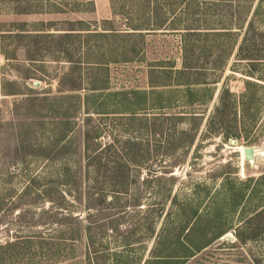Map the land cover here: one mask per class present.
<instances>
[{
  "label": "rangeland",
  "instance_id": "1",
  "mask_svg": "<svg viewBox=\"0 0 264 264\" xmlns=\"http://www.w3.org/2000/svg\"><path fill=\"white\" fill-rule=\"evenodd\" d=\"M260 1L264 12V0H252L250 18ZM206 2L190 26L231 27L212 17L227 10ZM136 4L0 0V264H264V216L249 223L264 208V162L251 165L237 150L253 147L264 157V90L251 87L238 147L209 134L220 92L244 94L249 64H237V47L206 84L160 71L151 78V67L182 70L181 34L144 35L131 62L108 56L106 42L87 34L123 30ZM48 27L60 31L41 32ZM70 29L83 31L68 40L34 38ZM67 56L80 67L61 85L73 67ZM257 68L264 80V60ZM106 78L107 90H92ZM74 82L80 91L66 87ZM143 93L146 103L135 95ZM87 133L90 152L115 139L140 144L128 152L139 165L126 166L124 193L109 187L113 165L100 176L87 166ZM127 159L113 152L103 164Z\"/></svg>",
  "mask_w": 264,
  "mask_h": 264
},
{
  "label": "trees",
  "instance_id": "2",
  "mask_svg": "<svg viewBox=\"0 0 264 264\" xmlns=\"http://www.w3.org/2000/svg\"><path fill=\"white\" fill-rule=\"evenodd\" d=\"M134 1L137 3V9L135 8L127 17L125 16L127 22L124 24L123 30H118L111 26L105 29L104 33L87 34L88 37L98 38L101 41H105L106 44L104 45V49L107 51L108 56L115 54L125 58L122 62H131L132 59H134V57L131 58V55L136 54L134 48H137V41L139 39L143 40L144 35L154 34L167 36L181 34L183 42L182 70L175 71L172 67L169 69L159 67L161 69L156 70L154 67H151V78L157 71H160L161 74L170 75V78L175 75L178 77L196 76L197 82L194 83L200 85L206 84L205 77L208 76L209 73L224 71L235 49L238 47L235 54L237 64H242L243 62L249 64L248 69L244 71L239 70L247 79L244 81L245 92L241 96H236L228 88L222 89L218 98V103L214 107L208 119L207 127L209 134L221 136L225 142L230 140H242L244 137L243 133L245 131V122L248 117L247 115L249 114L251 104L255 99V97L251 95V87L264 90V86L260 84V82H264V80L257 70V65L264 60V51L261 52V49H264V12L262 10L261 1L258 2V5L250 18V3L252 0H211L210 3L215 8L224 7L227 10L224 16L213 15L212 17L219 16L224 18L222 19L223 21L226 20L230 23L231 27L229 28H194L190 26L191 24L197 22L196 17L200 15L199 9L205 3H208L206 0L203 2H198L197 0ZM181 15L185 18L184 20H180L179 23L180 25L181 23H184L185 26H177L179 23H174L172 20H169L170 16L175 19ZM136 21H139V25L135 24ZM202 21V23H206L208 20L203 18ZM54 31L59 32L60 30L48 27L41 32L52 33ZM64 31L65 33L57 34L56 36H50L49 34L42 36L41 34H38L35 35L34 38L35 40H40L42 37L68 40L70 38H77L76 36L78 35L75 33L83 30L70 29ZM86 32L90 33L91 31L88 30ZM19 33V35H21L23 31H20ZM78 38L81 39V37ZM106 45H109L108 48ZM90 49L91 48L88 46V50ZM201 56L206 62L201 60ZM65 59L71 64V67H73L71 68V73L61 78V85H65V82L72 78L80 67L79 62H74L73 56H67ZM115 62H118V60ZM92 64L98 66V69L104 68L101 67L104 63ZM102 70L104 71V69ZM105 71H107V69ZM108 84V78H106L100 88L93 87L92 90H107ZM150 86L155 88L165 86V84L157 86L153 83V81H151ZM66 87L69 91L81 90V84L76 85L75 82L74 84H70V86ZM135 95L144 97V103L147 102L146 94L143 93ZM88 106L90 107L89 99H87V107ZM129 120L133 122L138 120V118L132 116ZM190 135H192V139L194 138L195 140V134L192 132ZM91 143H93V139L90 137L89 133H87L85 148L88 153H91L90 156H88L87 166L89 169L93 171V174L100 176V174H102L103 166L107 168L109 165H113L112 169L115 171L111 174L109 181L111 191L115 194L127 191V182L125 181L128 179L129 175L126 173L125 168L126 166L128 168L132 165H139V162H137L135 158H130L128 156V152L140 144H137L131 139L121 141L115 139L108 145H105L104 149L101 151L99 149L100 146L97 147L96 145L90 152ZM113 152L117 155H127L128 159L126 160V164L121 166L119 163H112V161L110 163V161L106 160V163L103 164L104 158H106V156H111ZM153 168L154 166H151V169ZM112 198L113 200H111L110 204H114L115 197L113 196ZM105 200L106 196L101 195L99 205L104 204ZM263 216L264 208L261 206L260 212L256 214L254 218L249 221V223L251 224L253 220ZM222 235L223 234H220L218 238ZM241 241L244 242V240Z\"/></svg>",
  "mask_w": 264,
  "mask_h": 264
},
{
  "label": "water",
  "instance_id": "3",
  "mask_svg": "<svg viewBox=\"0 0 264 264\" xmlns=\"http://www.w3.org/2000/svg\"><path fill=\"white\" fill-rule=\"evenodd\" d=\"M229 143L234 146L238 147L239 142L237 140H230ZM243 148L242 158L245 162L250 163L251 165L258 164L259 162H264V157L261 153H259L255 148L253 147H240ZM228 240H230L228 238Z\"/></svg>",
  "mask_w": 264,
  "mask_h": 264
},
{
  "label": "bare ground",
  "instance_id": "4",
  "mask_svg": "<svg viewBox=\"0 0 264 264\" xmlns=\"http://www.w3.org/2000/svg\"><path fill=\"white\" fill-rule=\"evenodd\" d=\"M237 150H239L241 153L243 152V148H239V149H237Z\"/></svg>",
  "mask_w": 264,
  "mask_h": 264
}]
</instances>
